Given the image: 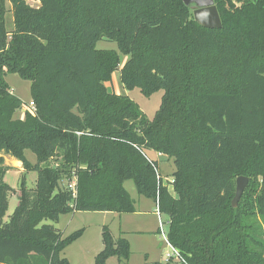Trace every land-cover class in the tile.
Segmentation results:
<instances>
[{
    "label": "trees",
    "instance_id": "16d2710c",
    "mask_svg": "<svg viewBox=\"0 0 264 264\" xmlns=\"http://www.w3.org/2000/svg\"><path fill=\"white\" fill-rule=\"evenodd\" d=\"M213 1L220 28L182 0H0V264H68L61 252L83 228L63 236L43 221L133 212L126 180L168 216L176 258L165 264H264V0ZM102 38L117 49L96 48ZM116 70L127 89L163 90L151 119L107 89ZM9 72L30 81L35 109L23 118ZM146 149L172 159L170 182ZM3 154L37 174L34 187L21 174L6 221ZM102 243L93 264L128 259V240L107 226Z\"/></svg>",
    "mask_w": 264,
    "mask_h": 264
},
{
    "label": "rangeland",
    "instance_id": "374dc122",
    "mask_svg": "<svg viewBox=\"0 0 264 264\" xmlns=\"http://www.w3.org/2000/svg\"><path fill=\"white\" fill-rule=\"evenodd\" d=\"M30 3L32 5L38 4L37 1H30ZM12 19V13L7 12L5 15V25L7 29L13 27ZM96 48L117 49V46L114 41H108L102 38L97 41ZM120 55L122 60H124V56L122 54ZM5 80L8 83L11 93L21 102V107L15 111L13 117L23 118L25 110L23 107L24 103L31 100L30 81L21 78L15 72L6 73ZM105 85L109 91L126 94L139 106L148 119L153 117L154 112L159 107L163 94L162 89L154 91L149 96L143 95L138 87L127 89L120 81L119 70L112 73L111 78L105 82ZM145 152L149 158L158 161V170L165 183L166 181L170 182L172 173L175 170L172 159L167 158L164 154L159 155L158 152L152 149H146ZM24 154L29 162H36V156L31 150L25 149ZM3 157L4 164L9 167L5 172L3 180L13 188V190L9 192L8 207L3 217L6 221L18 202L21 174L24 172L23 174L25 175L28 187H34L37 174L34 170L24 171L21 162L14 156L3 154ZM63 183H65V181H63ZM124 187L135 201V211L122 213L121 219L114 216L116 212L113 211H74L72 213L60 215L57 222L49 219L43 221V223L52 224L62 232L63 236H67L73 231L83 228L81 236L67 245L61 252V256L68 260V264L94 263V256L103 248V226L109 228L113 237L121 235L119 231L123 229L124 226L128 230H131L125 235H122L129 242L130 255L128 259L119 260L117 257L111 256L107 259L106 264L166 263V253H172L173 251L171 245L166 241L168 216L157 210V206L151 198L138 194L132 180H126L124 182ZM168 189L172 192L171 184H168ZM171 258H176V251L171 255Z\"/></svg>",
    "mask_w": 264,
    "mask_h": 264
},
{
    "label": "water",
    "instance_id": "95a60500",
    "mask_svg": "<svg viewBox=\"0 0 264 264\" xmlns=\"http://www.w3.org/2000/svg\"><path fill=\"white\" fill-rule=\"evenodd\" d=\"M185 5L192 7V15L201 26L220 28L221 20L213 0H182ZM247 185V177L237 176L235 180V193L231 200L233 207L237 205L240 196Z\"/></svg>",
    "mask_w": 264,
    "mask_h": 264
},
{
    "label": "crops",
    "instance_id": "0c3cea01",
    "mask_svg": "<svg viewBox=\"0 0 264 264\" xmlns=\"http://www.w3.org/2000/svg\"><path fill=\"white\" fill-rule=\"evenodd\" d=\"M159 155H163V154H161V153H158ZM172 179V178H171ZM170 179V180H171ZM117 213H115V215L114 216H117L119 219H121V216H122V213H118L117 215H116ZM124 214V213H123ZM121 222H122V220H121ZM120 222V223H121ZM128 231H131V230H128L125 226L123 227V229H120V231H119V234H121V235H125ZM136 231V230H135ZM175 252V250L173 249V251H172V253H170L171 255H173V253ZM166 255H167V253H166ZM171 257V256H170ZM167 259H168V257H167Z\"/></svg>",
    "mask_w": 264,
    "mask_h": 264
},
{
    "label": "built area",
    "instance_id": "2783aa9c",
    "mask_svg": "<svg viewBox=\"0 0 264 264\" xmlns=\"http://www.w3.org/2000/svg\"><path fill=\"white\" fill-rule=\"evenodd\" d=\"M23 107L25 108V110L29 111L30 113H34V109H35L34 108V103L31 100L28 101L27 103H24V106ZM166 256L169 258L171 256V254L170 253H167Z\"/></svg>",
    "mask_w": 264,
    "mask_h": 264
}]
</instances>
